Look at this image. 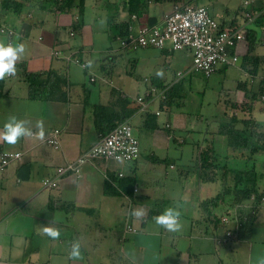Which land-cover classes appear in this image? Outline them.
<instances>
[{
  "label": "crops",
  "instance_id": "obj_1",
  "mask_svg": "<svg viewBox=\"0 0 264 264\" xmlns=\"http://www.w3.org/2000/svg\"><path fill=\"white\" fill-rule=\"evenodd\" d=\"M84 1L81 14V0H74L68 11L60 8V0H0V27L14 31L11 38L0 32V40L15 42L19 36L26 47L22 60L17 63L16 76L0 81V129L9 116L15 115L30 121L33 131H36V121L43 120L46 130L44 141L35 136L23 138L16 145L0 141V152L22 153L20 159L0 171V264H73L68 253L71 242L76 239L80 240L84 255L83 261L76 264H259L264 259V205L233 239L219 244L216 238L224 237L227 227L221 224L220 218L237 206L231 202L236 193L230 190L225 191L218 206L207 208L203 205L205 200L223 193L220 180L204 183L196 175L198 196L188 200L186 206L180 204L183 197L178 199L183 224L180 232H167L152 219L163 210L158 207L161 200L155 188L148 190L147 186L165 178L173 179L167 168L158 165L175 167V160L184 156L182 150L187 135L180 134V137L175 131L177 120L172 119V107L162 110L160 96L149 95V92L153 87H166L179 80L176 74L182 70L171 75L167 63L157 64L156 70L142 79L146 85L145 94L133 96L131 87L135 72L130 67H136L135 59L127 62L122 55L119 60V52L113 47L97 46L95 30L86 22V12L88 7H98L104 0ZM195 1L199 0L145 1L141 12L145 14L144 23L141 13L131 15L126 10L128 0H115L112 3L120 4L122 12L115 14L113 22L130 23L134 29L160 26L168 14L158 9L160 5L171 3L174 10L177 4ZM233 1H211L209 6L205 0L201 6L208 7L221 22L242 25L245 22L241 14L242 0L236 14L230 8ZM249 1L252 10L264 6V0ZM226 6L229 7L223 8ZM107 14L101 21L108 25L110 14ZM247 30L257 41L251 54L253 60H245L249 42L241 43L238 46L239 66L246 80L239 82L240 96L227 103L226 114L228 118L236 114L240 120L252 118L264 128V102L253 96L262 87L264 78L261 17L247 24ZM77 32L84 40L74 43L72 39ZM149 49L172 53L150 47L142 54H147ZM55 50L67 57L54 56ZM70 56L87 64L91 62V66L84 68L72 58L68 59ZM159 70H163L162 77L156 75ZM226 71L227 68L219 70ZM51 72L57 76L55 100L31 99L26 75L46 76ZM141 97L144 104L139 102ZM100 106L107 109L101 110ZM98 112L105 122L104 128L119 124V120L129 122L141 149L143 143L147 145L149 156L142 157L141 150V158L131 163L89 159L81 166L79 174L69 171L60 177L57 188L43 187V180L56 177L59 167L77 162L100 142L103 132L96 127ZM56 129L60 131L57 148L47 143ZM173 143L179 146L172 148ZM165 150L170 155L161 158L159 152ZM195 155L197 153L194 160ZM243 156L247 158L248 155L244 153ZM232 182L230 176L229 183ZM176 196L178 194L169 195L163 201L169 204L177 199ZM222 206L225 210L218 215L216 210ZM140 207L148 212L143 222L129 215L132 209ZM120 219L126 225L123 228L118 225ZM47 224L60 229L59 240H51L40 232V226Z\"/></svg>",
  "mask_w": 264,
  "mask_h": 264
},
{
  "label": "rangeland",
  "instance_id": "obj_2",
  "mask_svg": "<svg viewBox=\"0 0 264 264\" xmlns=\"http://www.w3.org/2000/svg\"><path fill=\"white\" fill-rule=\"evenodd\" d=\"M112 1L115 2V0H104L102 3H99L98 7H88L86 12V22L95 30L97 46L103 48H106V46L113 47L114 50L119 52V60H122V55L124 56L123 59H126L127 62H133L135 59L137 63L136 67L138 66V68L134 67L133 69V67H130V69L135 72L132 79L133 85L131 87V93L133 96L136 97L139 94H145L146 85L142 79L145 76L150 75L151 72H154L152 70H156L157 64L167 63V66L170 68L169 73H171V75L179 70L185 72L191 68L193 64V52L191 50L186 49L172 53H164L149 49L146 51L147 54H142L145 52L144 49H124L121 46V42L115 38L117 29L114 24L107 25L106 22L101 21L107 13V15L110 14L109 21H112L115 14L122 12L121 9L119 10L120 4L114 2L112 3ZM211 1L214 3V1L217 0ZM211 1L207 0L208 5ZM240 1L241 0H234L231 4L232 7L230 8L233 14H236ZM245 1L246 0H242L241 3L242 17H244L246 10H252L250 4L245 6ZM196 2L201 5L205 2V0L195 1L193 4L197 5ZM228 7L229 6L223 8L227 9ZM158 9L162 12L167 11L170 13L173 11V6L171 3H165L160 5ZM140 16L141 20L143 19L142 21L146 23L145 14L141 13ZM214 16L218 20H221L218 15ZM80 40L83 41L84 36L77 32L76 37L72 39V42L76 43L78 41L80 42ZM139 59L141 60L140 62ZM224 68H227L226 72L218 71L209 78L200 73H187L188 76H186L182 84V98L174 107H172L173 111L171 115L173 120H177V123L175 122V131L179 133L180 137V134H183L184 136L187 135V138H185L186 144L182 150L184 156L180 160H175V167L173 169H170L169 164L163 163L164 165H158L159 167H164L165 169L167 168L169 176L173 178L172 180L168 181L165 178L164 180L158 182V184L157 182H154L152 186H147L148 190H150V188H155L154 192L161 200L158 206L160 210H164L169 206L178 205L180 207V204L183 203L185 206L189 205L188 200L198 196L199 181L197 176L192 171L195 164L194 154L198 153L200 148H204L207 145L212 144V142L214 143L217 154L223 164L227 162L228 165L234 169H242L250 168L252 163H255L256 171L259 176V188L264 191V152L256 154L252 161H248L243 154L245 153V155L249 156L250 152L238 150L235 154H233V151H231L228 146L227 138L217 132L220 125L228 119V115L226 114V112H228L227 103L235 101L239 98L240 90L238 88V84L240 81L246 80L241 72L242 68L239 64L228 67L222 66L220 70ZM174 145L176 147L179 146L173 143L172 148H174ZM141 150L143 155L142 157L146 158V156H149L150 153L145 143L142 144ZM168 153L169 152L167 150L159 152L161 158L169 157ZM171 153H173V149L171 150ZM230 184L233 186V182ZM184 189H186V192H184ZM190 189H192L193 192H190ZM144 190L145 189H143L142 193H144ZM176 194H178V196H176L177 199L171 203L168 204L163 201L165 197L169 195L175 197ZM182 197L183 199H180ZM178 199L181 200V203ZM224 210L225 207L222 206L217 209L216 212L218 215H221ZM118 225H120L121 228L126 226L122 223L121 219L118 221Z\"/></svg>",
  "mask_w": 264,
  "mask_h": 264
},
{
  "label": "built area",
  "instance_id": "obj_3",
  "mask_svg": "<svg viewBox=\"0 0 264 264\" xmlns=\"http://www.w3.org/2000/svg\"><path fill=\"white\" fill-rule=\"evenodd\" d=\"M250 1H245L248 6ZM264 16V6L257 10H246L244 13L245 22L240 27L224 28L220 27L219 20L214 17L208 8L204 6L187 5L185 3L177 4L174 10L165 15L164 22L160 26H141L137 29L130 28V34L120 39L121 46L124 49L138 50L146 47L158 49H168L169 51L191 50L193 52V64L188 73H200L209 78L223 65H237L240 61L238 46L247 42L246 28L247 24L255 22L259 17ZM0 32L7 34L10 38L14 31L2 26ZM74 35V33H71ZM56 57H67L59 50L53 51ZM72 58L71 56L68 59ZM74 62L87 68L88 64L79 58H72ZM186 73L179 72L178 77L182 78ZM92 81L95 77L91 78ZM160 96L163 99L164 93L152 88L149 95ZM264 101V95L261 96ZM139 102L144 104V98H139ZM158 115L160 112L157 113ZM169 126V125H168ZM60 131L54 130L48 137L47 143L52 147L60 146ZM20 152H0V171H4L9 164L20 159ZM104 158L118 162L131 163L141 158L140 141L134 134L133 127L129 122H125L106 137L92 149L83 154L75 163L67 167H59L57 176L43 180V187L57 188L60 177L71 171L75 174L81 172V166L89 159ZM123 176V174H120ZM138 189L135 188V192ZM249 204L243 203L236 206V210L229 211L220 218L221 224L226 227L224 237L216 238L221 244L224 241L231 240L236 233L243 228L248 221V214L244 211H250L256 215L262 205L264 197L260 203L254 202L255 197L248 200ZM129 230H133L128 226Z\"/></svg>",
  "mask_w": 264,
  "mask_h": 264
},
{
  "label": "trees",
  "instance_id": "obj_4",
  "mask_svg": "<svg viewBox=\"0 0 264 264\" xmlns=\"http://www.w3.org/2000/svg\"><path fill=\"white\" fill-rule=\"evenodd\" d=\"M60 1H61L60 8L64 11H68L73 7L74 0H60ZM145 1L149 2L151 0H128L127 6L125 8L126 10H128V12L131 15L133 14L138 15L142 12L143 7L145 8L144 5ZM157 1L160 2L164 0H157ZM185 4L193 5L186 2ZM194 6H201V5H194ZM84 7H85V1L81 0L80 2L81 14H83L84 12ZM263 19L264 17L261 16L262 24H264ZM109 22L110 24H114V26L116 27L117 29L116 37L119 41L120 39L126 38L130 34V28H131L130 23L120 25V24H115L113 20L112 21L110 20ZM219 22H220V27L222 29L224 28L232 29L241 26L239 24L234 25L231 23L221 22L220 20ZM246 32H247L246 33L247 42H249V53L247 54L245 60L249 61V60H253L251 54L255 50L257 41L255 39V36H251V33L249 30H247V28H246ZM146 48H150V47H146ZM141 49H145V48H141ZM159 50H168V49H159ZM170 52H175V51H170ZM240 62L241 60L239 61V63ZM254 63L255 62L251 61V64ZM225 66L228 67L230 65H223V67ZM220 68L218 69V71L220 70ZM252 71L253 70L249 72H251L252 74ZM184 73H186L184 75L186 76L188 71ZM56 78L57 76L53 72L48 73L46 76H44L43 74H35V73L27 74L26 81L28 83L29 97L34 100H45V101L55 100L56 98L55 89L57 88L55 82ZM182 78L179 77V80H176L174 83L166 87H162V88L153 87L155 89H160L161 92L164 93L165 97L163 99L160 98L161 101L160 107L162 110L171 109V107H174L178 103V101L182 98V94H181L183 88L182 87L183 83L181 82ZM261 84L262 87L259 88L258 91L255 92L256 95L253 94V96H255L254 99H256L257 96L258 99L263 101L261 96L264 95V78H263V83ZM100 109L105 110L107 109V107L100 106ZM99 117L100 116L98 112L96 116V127L98 131L103 132L101 139L106 137L112 130H114L119 125L127 122V121L119 120L120 122L119 124L116 125L115 123L113 126L104 128L103 125L105 124V122H102L101 117L100 118ZM110 123L111 122L107 124ZM217 132L218 134L223 135L227 138L228 146L230 150L233 151L234 153L238 150L250 152V155L247 156L248 161H252L254 159L253 156H255L256 154L264 152V128L261 127L259 123L252 118L240 120L236 114H233L231 117L227 119L226 122L220 125ZM193 168L194 169L192 171L194 172L195 175H198V177L202 182L209 183L220 180L222 183L224 189L223 193L217 195L212 199H207L203 202V205L207 206V208L210 206L212 207L216 205L218 206L219 202L222 200V196L225 195L226 190L234 191L236 193V195L233 197L232 200L234 204L237 205L245 203L246 201L252 199V197H255L254 202L260 203L261 199L264 197V191H260L259 188V176L255 168V163H252V166L250 168H242V169H234L230 167L227 162L223 164L217 154L213 142L212 144H209L206 147L199 149V152L197 153L195 158V164ZM230 176H231V180L233 181V186L229 183ZM243 213L248 214L247 222L252 221L253 217L255 216L250 211H244Z\"/></svg>",
  "mask_w": 264,
  "mask_h": 264
},
{
  "label": "clouds",
  "instance_id": "obj_5",
  "mask_svg": "<svg viewBox=\"0 0 264 264\" xmlns=\"http://www.w3.org/2000/svg\"><path fill=\"white\" fill-rule=\"evenodd\" d=\"M26 52V47L20 41V37H16V41L0 40V81L7 77H14L17 74V63L22 60ZM87 66H91V62ZM158 77L163 76V70L157 71ZM36 131H33L31 122L24 119H19L15 115L9 116L0 129V141L6 142L9 145H16L23 138L35 136L40 141L46 138L45 123L43 120H37L35 124ZM133 218L143 222L148 217V212L144 208H134L129 213ZM182 212L179 206H169L165 208L159 215L152 217L154 222L164 230L170 233H178L182 230L183 224L181 221ZM55 223V222H53ZM40 232L51 240H59L61 231L59 228L46 225L40 226ZM68 259L76 264L83 261L84 255L82 245L79 239L73 240L70 245ZM259 264H264V259L259 261Z\"/></svg>",
  "mask_w": 264,
  "mask_h": 264
}]
</instances>
